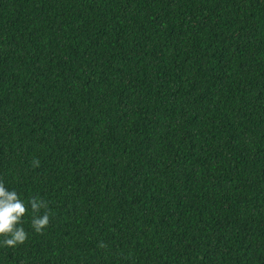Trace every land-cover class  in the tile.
<instances>
[{"label":"trees","instance_id":"1","mask_svg":"<svg viewBox=\"0 0 264 264\" xmlns=\"http://www.w3.org/2000/svg\"><path fill=\"white\" fill-rule=\"evenodd\" d=\"M0 182V264H264V0H0Z\"/></svg>","mask_w":264,"mask_h":264},{"label":"clouds","instance_id":"2","mask_svg":"<svg viewBox=\"0 0 264 264\" xmlns=\"http://www.w3.org/2000/svg\"><path fill=\"white\" fill-rule=\"evenodd\" d=\"M35 166H39V161H33ZM33 218L31 226L37 233H42L50 222V215L45 211L39 215L41 209H48V202L43 199L33 197L30 201ZM28 209L24 202L19 198L16 191L6 189L3 182H0V236L5 237L3 244L14 247L23 244L27 239V233L22 226V218Z\"/></svg>","mask_w":264,"mask_h":264}]
</instances>
